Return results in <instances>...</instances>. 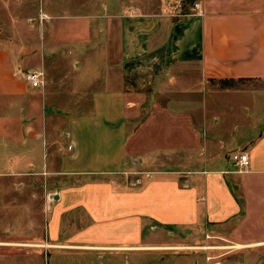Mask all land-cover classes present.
<instances>
[{
	"label": "crops",
	"instance_id": "0c3cea01",
	"mask_svg": "<svg viewBox=\"0 0 264 264\" xmlns=\"http://www.w3.org/2000/svg\"><path fill=\"white\" fill-rule=\"evenodd\" d=\"M156 4H137L152 19L130 8L107 25L96 5L62 8L0 40V177L48 191V264H206L201 251L164 256L165 236L196 227L264 248V88L218 84L264 81V0ZM170 5L175 19L160 18ZM29 71L43 87L25 82ZM233 94L252 116L224 124L208 102L228 108Z\"/></svg>",
	"mask_w": 264,
	"mask_h": 264
},
{
	"label": "rangeland",
	"instance_id": "374dc122",
	"mask_svg": "<svg viewBox=\"0 0 264 264\" xmlns=\"http://www.w3.org/2000/svg\"><path fill=\"white\" fill-rule=\"evenodd\" d=\"M158 1L146 0L147 5L150 6H154ZM139 3L140 0H131V3L129 0H0V40H9L15 37L16 39L17 37L23 38V36H26V30L32 29L35 24L42 26V22L47 21L43 18L47 12L54 14V16H59V14H62L59 12L62 8H66L69 14H77L76 11L81 9L82 5H96L100 8V12L96 15L98 21L106 23V25L109 23L110 18L114 21L128 20L126 12L130 8H134L135 12H137L135 18L141 20H146L149 16L152 19V16L159 14L154 12L156 11L155 8L149 10L148 14L137 11L136 8ZM105 6L108 8V12L105 10ZM183 6L186 8L187 0H183ZM123 9H125V12ZM159 17L174 20L176 16L172 17V15L167 14ZM218 84L220 87L239 89L264 88V81L262 80L232 81ZM233 95L231 107H220L221 104L215 106L212 100L208 102L207 111L215 112L222 118L224 124L227 122L229 124L231 121V125H233L236 116L241 119V122L249 120L252 116L251 113L245 115L242 112V115L240 114L239 107L242 98L238 95ZM252 103L254 104L253 101ZM45 112L46 114L50 112L49 107ZM100 123L103 124V122ZM109 127L105 124V129L100 130V135H107L106 131ZM4 160V153H0V169L3 167ZM131 177L134 179L138 176L131 175ZM11 179V176L7 175L0 177V264H48L49 258L54 251V248L50 250L49 248H44L46 246V237L43 225L48 212L45 206L48 191L43 190L42 183L36 180L32 182L37 187L34 191L29 192L25 188L22 192H18L17 182ZM27 203L29 205L24 208ZM17 218H19V221L16 220ZM147 233L149 239L151 238L155 241L156 239H163L164 236L161 234L162 232L151 234L148 231ZM170 238L165 236L163 239L164 245L170 248L166 250L165 258L169 256L170 252L201 251L206 264H264V248H259V250L235 249V245L230 239L207 232L204 228L196 227L185 230L181 232V235H176L174 239ZM176 246L182 247L175 249ZM261 246L264 247V245Z\"/></svg>",
	"mask_w": 264,
	"mask_h": 264
},
{
	"label": "built area",
	"instance_id": "2783aa9c",
	"mask_svg": "<svg viewBox=\"0 0 264 264\" xmlns=\"http://www.w3.org/2000/svg\"><path fill=\"white\" fill-rule=\"evenodd\" d=\"M195 10H197L198 15H201L202 13L200 12V9L198 7L197 4L194 5ZM170 11V15H175L172 14L171 12L174 11V6L170 5L168 6L167 11ZM127 15L132 16V11L128 10ZM169 13V12H168ZM24 80L25 82L31 87V88H41L44 85V77L42 72L40 71H29L27 73L24 74ZM233 163L236 165L237 167V172L238 173H242L245 172L249 166V160H248V156L246 153L244 152H237L235 154L232 155L231 157ZM139 184V181H136L132 184V186H136Z\"/></svg>",
	"mask_w": 264,
	"mask_h": 264
},
{
	"label": "bare ground",
	"instance_id": "6f19581e",
	"mask_svg": "<svg viewBox=\"0 0 264 264\" xmlns=\"http://www.w3.org/2000/svg\"><path fill=\"white\" fill-rule=\"evenodd\" d=\"M258 246H260V245H258ZM234 248L235 249H244V248H246V246H244V245H236Z\"/></svg>",
	"mask_w": 264,
	"mask_h": 264
},
{
	"label": "trees",
	"instance_id": "16d2710c",
	"mask_svg": "<svg viewBox=\"0 0 264 264\" xmlns=\"http://www.w3.org/2000/svg\"><path fill=\"white\" fill-rule=\"evenodd\" d=\"M189 3H192L193 0H187ZM228 82H232V81H225L224 83H228Z\"/></svg>",
	"mask_w": 264,
	"mask_h": 264
},
{
	"label": "water",
	"instance_id": "95a60500",
	"mask_svg": "<svg viewBox=\"0 0 264 264\" xmlns=\"http://www.w3.org/2000/svg\"><path fill=\"white\" fill-rule=\"evenodd\" d=\"M57 198H58L57 195H55V196H54V199H57Z\"/></svg>",
	"mask_w": 264,
	"mask_h": 264
}]
</instances>
